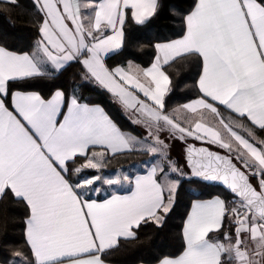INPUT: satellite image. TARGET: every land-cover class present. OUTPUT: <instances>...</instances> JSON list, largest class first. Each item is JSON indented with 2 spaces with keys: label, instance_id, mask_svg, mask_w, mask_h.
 I'll use <instances>...</instances> for the list:
<instances>
[{
  "label": "snow or ice",
  "instance_id": "snow-or-ice-1",
  "mask_svg": "<svg viewBox=\"0 0 264 264\" xmlns=\"http://www.w3.org/2000/svg\"><path fill=\"white\" fill-rule=\"evenodd\" d=\"M33 4L28 50L0 44V200L25 206L22 243L0 264H107L143 225L165 224L192 176L222 182L230 198L192 201L181 248L155 264H264V0H191L181 34L155 42L148 66L109 60L124 51L126 22H150L159 0ZM177 61L194 66L195 92L171 107L167 69ZM72 65L145 134L57 84ZM172 141L186 145L183 162L170 157ZM136 152L153 161L142 173L104 174L113 157ZM124 183L132 190L120 194ZM104 185L117 190L90 198Z\"/></svg>",
  "mask_w": 264,
  "mask_h": 264
},
{
  "label": "trees",
  "instance_id": "trees-1",
  "mask_svg": "<svg viewBox=\"0 0 264 264\" xmlns=\"http://www.w3.org/2000/svg\"><path fill=\"white\" fill-rule=\"evenodd\" d=\"M159 3V14L150 22H126L124 51L119 56H112L109 63L133 60L141 66H148L154 55L152 45L155 42L165 37L172 39L181 34V9L188 8L191 0H159ZM38 16L33 0H0V44L14 50H28L35 39V22ZM167 70L173 83V94L169 103L171 107H175L194 95L195 90L190 85L195 68L185 61H177ZM56 83L67 86L70 92L74 90L86 103L103 106L123 131L139 133L131 121L119 111L107 92L81 79L77 65L69 66L57 77ZM258 134L264 135L261 132ZM178 144L180 148L177 152L182 154L183 142ZM179 158L178 161L183 162V156ZM149 159L150 156L142 152L131 153L127 157L116 156L108 162L107 169L128 167ZM216 195L227 198L229 193L221 187L209 186L191 177L183 178L174 209L166 217L165 224L160 227L151 222L143 225L136 239L122 241L119 248L113 249L104 258L108 264H155L163 255L178 252L183 243V222L192 201L210 199ZM24 213L25 206L13 198L0 200V259L5 256L11 258L10 246H19L22 243Z\"/></svg>",
  "mask_w": 264,
  "mask_h": 264
},
{
  "label": "crops",
  "instance_id": "crops-1",
  "mask_svg": "<svg viewBox=\"0 0 264 264\" xmlns=\"http://www.w3.org/2000/svg\"><path fill=\"white\" fill-rule=\"evenodd\" d=\"M2 1H12V0H2ZM97 87L103 89L102 87H100L99 85H96ZM105 92H107L105 89H103ZM108 93V92H107ZM109 96L111 97V99L114 101V103L116 104V106L118 107L119 111L125 116L127 117L131 122L132 124L136 127V129L139 131V133H133V132H129L133 135H136V136H141V135H144V130L137 124H135L133 121H134V117L131 116V114L126 110L124 109L123 105L118 101V100H114L112 95L110 93H108ZM181 118H185L187 120H191L192 119V114L191 112H186V113H181ZM204 118L209 121L210 123L211 122H214L213 121V117L208 114V113H204ZM166 135V134H165ZM172 142H180V141H172ZM171 142V143H172ZM189 142H194L196 144H200L199 141H194V140H190ZM215 150H220L222 151L221 149H218L216 146H213ZM151 163V162H149ZM121 168H117V169H114V170H120ZM124 170H126L128 173L132 174V175H135L137 173H142V171L145 169V163H139V164H135V165H132V166H128V167H123ZM113 171V170H111ZM123 185V184H122ZM117 189L120 190V194H125V192H130L132 190V187L129 186L127 183H124V186L121 187V185H119V187H117ZM117 189H113L107 185H104L102 187V193L98 192L97 194H93V193H90L89 196L90 198H93V199H97V198H100V199H106L108 198V196L115 190ZM207 200V199H205ZM196 201V200H195ZM191 207V205H190ZM190 210V208H189ZM108 264V263H107Z\"/></svg>",
  "mask_w": 264,
  "mask_h": 264
},
{
  "label": "rangeland",
  "instance_id": "rangeland-1",
  "mask_svg": "<svg viewBox=\"0 0 264 264\" xmlns=\"http://www.w3.org/2000/svg\"><path fill=\"white\" fill-rule=\"evenodd\" d=\"M132 123V122H131ZM213 147V146H212ZM179 148H180V144H178V142H172L171 143V147H170V149H169V155H170V157H174L176 160H180V156L182 157V154H180L179 152H177V150H179ZM214 148V147H213ZM147 162L149 163V162H153L152 160H151V158L149 159V160H147ZM142 163V162H141ZM121 168V167H120ZM114 169H117V168H114ZM114 169H104V174H112V172H114V171H116V170H114ZM111 170H113V171H111ZM93 172H94V170H92ZM124 186V184L123 185H121V187H123ZM117 187H119V185L117 186ZM93 194H97V192H92ZM100 193H102V191H100Z\"/></svg>",
  "mask_w": 264,
  "mask_h": 264
},
{
  "label": "water",
  "instance_id": "water-1",
  "mask_svg": "<svg viewBox=\"0 0 264 264\" xmlns=\"http://www.w3.org/2000/svg\"><path fill=\"white\" fill-rule=\"evenodd\" d=\"M189 143H194V142H189ZM197 145L199 146V144H197ZM185 150H186V145L183 144V147H182V156L183 157H184ZM191 178H193L195 180H198V181H200V182H202V183H204L206 185H209V186H218V187H221V188H223L224 190H226L228 192V189L226 188L225 185H223L222 182H219V181H204V180H201L199 177H196V176H192Z\"/></svg>",
  "mask_w": 264,
  "mask_h": 264
}]
</instances>
